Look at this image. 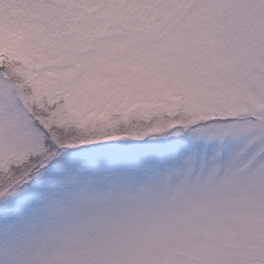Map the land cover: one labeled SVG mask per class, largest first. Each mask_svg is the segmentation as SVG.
Returning a JSON list of instances; mask_svg holds the SVG:
<instances>
[{
	"label": "snow or ice",
	"instance_id": "obj_1",
	"mask_svg": "<svg viewBox=\"0 0 264 264\" xmlns=\"http://www.w3.org/2000/svg\"><path fill=\"white\" fill-rule=\"evenodd\" d=\"M222 0H0V257L102 186L179 173L238 146L236 125L176 122L179 48ZM264 72V69H256Z\"/></svg>",
	"mask_w": 264,
	"mask_h": 264
},
{
	"label": "rangeland",
	"instance_id": "obj_2",
	"mask_svg": "<svg viewBox=\"0 0 264 264\" xmlns=\"http://www.w3.org/2000/svg\"><path fill=\"white\" fill-rule=\"evenodd\" d=\"M204 7L216 35L197 26L180 45L173 119L234 123L237 148L85 192L21 235L24 264H264V0Z\"/></svg>",
	"mask_w": 264,
	"mask_h": 264
},
{
	"label": "clouds",
	"instance_id": "obj_3",
	"mask_svg": "<svg viewBox=\"0 0 264 264\" xmlns=\"http://www.w3.org/2000/svg\"><path fill=\"white\" fill-rule=\"evenodd\" d=\"M101 251L103 252L104 250L103 249H101ZM106 264H114V262H112V261H106Z\"/></svg>",
	"mask_w": 264,
	"mask_h": 264
}]
</instances>
